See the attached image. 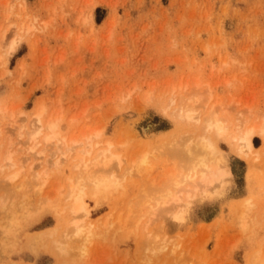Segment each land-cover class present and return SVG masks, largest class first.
Here are the masks:
<instances>
[{"label": "rangeland", "instance_id": "374dc122", "mask_svg": "<svg viewBox=\"0 0 264 264\" xmlns=\"http://www.w3.org/2000/svg\"><path fill=\"white\" fill-rule=\"evenodd\" d=\"M12 40L14 52L7 49ZM0 44V264H264V140L254 137L257 150L246 158L217 139L231 177L204 188L189 179L200 169L193 141L201 124L188 125L171 111L184 104L183 94L188 109L205 107L199 114L191 107L198 118L219 102L232 122L248 107L264 112V0H0ZM38 105L43 125L61 119L60 139L83 141V132L99 128L97 144L43 142L45 128L30 140ZM86 175H113L116 187L94 197ZM67 179L76 189L72 182L66 189ZM79 188L88 214L75 235L64 208ZM246 198L252 206L243 215ZM19 199L29 209L20 211ZM10 209L22 216L11 217ZM10 217L14 225L6 229ZM160 242L165 250L154 251Z\"/></svg>", "mask_w": 264, "mask_h": 264}, {"label": "bare ground", "instance_id": "6f19581e", "mask_svg": "<svg viewBox=\"0 0 264 264\" xmlns=\"http://www.w3.org/2000/svg\"><path fill=\"white\" fill-rule=\"evenodd\" d=\"M22 5H24V4H22ZM25 7H26V4H25ZM23 8V7H22ZM21 8V9H22ZM24 9V8H23ZM27 9V8H26ZM90 13V12H89ZM26 18V17H25ZM24 18V20L26 21V19ZM85 18V17H84ZM89 18V20H90V17H88ZM34 19L35 18H33V21H34ZM24 20L22 21V22H24ZM36 20V19H35ZM32 21V20H31ZM28 23H29V21H28ZM47 23V22H46ZM46 23H44V24H46ZM83 23V22H82ZM30 24V23H29ZM44 24H42L43 26L42 27H45V25ZM24 25V24H23ZM31 26V25H30ZM20 27H21V23H20ZM19 27V28H20ZM32 27V26H31ZM31 27H27L28 29L29 28H31ZM47 27V26H46ZM22 28V27H21ZM20 28V29H21ZM33 28V27H32ZM7 29V28H6ZM24 29V28H23ZM6 31H8V30H6ZM25 31H27L26 30V28H25V30H24V33H25ZM21 31L19 30V33H20ZM17 33V32H16ZM3 35V34H2ZM4 36V35H3ZM2 36V37H3ZM19 37H17V39H18ZM14 40H16V38H14ZM14 40H12V43H11V41H10V43L8 44L9 46L8 47H10V48H7V49H10V51H13L14 52V50H15V47H16V45H17V42L18 41H14ZM19 40V39H18ZM21 40H23V39H21ZM19 44V43H18ZM0 45H2V44H0ZM11 45V46H10ZM20 45V44H19ZM7 52H8V50H7ZM9 55V54H8ZM4 56H6V53L4 54ZM6 61V60H5ZM8 62V61H7ZM1 64V63H0ZM2 65V64H1ZM5 66V65H4ZM3 71V70H2ZM2 75H0V77H1ZM198 82H196L195 81V83H194V85H197V87H199V84H197ZM206 85V88L207 87H209V86H207V84H205ZM186 84L184 85V86H182V90H181V93H182V91L184 90V88L186 89ZM202 85H200V87H201ZM179 87L180 86H178V88L177 89H179ZM196 87V88H197ZM212 87V86H211ZM216 89V88H215ZM173 90H174V88L173 89H171V95H172V92H173ZM180 90V89H179ZM207 90H213L212 88L210 89H207ZM129 91V90H128ZM169 91V90H168ZM214 91V90H213ZM166 92H167V90H166ZM166 92L164 93V94H166ZM176 92V91H175ZM178 92V91H177ZM149 93V92H148ZM179 93V92H178ZM183 93H184V91H183ZM208 93V92H207ZM212 93L213 94H215L214 92H211V93H208V94H210V95H212ZM150 94H152V91H151V93H149V96H148V94L146 95L148 98L151 96ZM163 94V95H164ZM180 94V93H179ZM179 94H177L176 93V95L175 96H177V95H179ZM130 95H131V91H129V92H127V95L125 96V98H127V97H130ZM163 95H162V93H161V95L159 96V97H163ZM170 95V96H171ZM182 95L183 94H181V95H179V96H181V97H179L180 99H182V98H185V100L183 99V101H185L186 102V96L185 97H182ZM188 95V94H187ZM190 95V94H189ZM209 95V96H210ZM173 97H174V92H173V95H172ZM172 96L171 97H168L169 98V100L170 101H172L173 103H174V101H173V99L174 98H172ZM208 96V97H209ZM216 97V96H215ZM214 97V98H215ZM124 98V99H125ZM144 98H145V96H144ZM148 98H145V100L146 99H148ZM168 98H167V100H168ZM172 98V99H171ZM211 98V97H210ZM217 98H219L218 96H217ZM150 99V98H149ZM122 100V99H121ZM206 99H204V101H205ZM176 101H179V100H175V102ZM203 101V100H202ZM202 101H201V103H202ZM204 101H203V103H204ZM213 101H220V98H219V100L217 99H214ZM40 102V101H39ZM185 102H184V104H185ZM193 102H195V101H193ZM192 102V103H193ZM208 102V101H207ZM222 102V101H221ZM43 103V102H42ZM166 104H168L169 103V105H170V103L171 102H169L168 101V103H167V101L165 102ZM172 103V104H173ZM196 103V102H195ZM223 103V102H222ZM41 104V103H40ZM165 104V106H168V107H170L169 105H166ZM184 104H177L176 105V107L174 106V109H172L171 111H173V113L175 112V116H176V118L177 119H179V120H181V119H183L184 121H186V122H188L189 124L188 125H190V122H199L200 124H201V127H199L200 129H202V133L201 134H199L198 135V140H196V137H194V141L192 140L193 138H192V136H193V133L192 134H189L190 136H191V138H189V139H191L196 145L195 146H197L198 148H199V150H200V154H198L197 156L199 157L198 158V166L200 167V169H199V171L198 172H196L195 174H193L192 173V175L191 176H189V179H191V180H194L195 178L197 179V185H201V186H203L204 188H211L212 186H214L215 184L216 185H222L223 183H225L226 182V180L228 179V178H230L231 177V172H230V170H229V168H228V166H226V165H224L223 163H222V160L218 157V150H217V148H216V140L217 139H223V140H225L228 144H229V146H230V148L235 152V154L238 156V157H246V158H248V157H250L251 155H253V153H254V151H256L257 149L254 147V145H253V139H254V137H260L262 140H264V112L262 113V112H260V111H252L251 109H252V107L250 108V107H248L247 109H246V111L247 112H249V114H247V116L245 117V115L243 116V114H242V112H240V111H238L237 112V110H236V114H238V116H236L235 115V119H234V122H232L231 121V119H230V117L229 116H227L226 114H227V108L228 107H221L220 109L217 107V106H219L220 105V102L218 103V105H216L214 108H213V105L214 104H210V106L208 107V109L210 108V110H209V112L208 111H206V114H207V116L206 115H204V116H202L203 118H198L197 117V113H198V111L202 108V110H203V107L204 106H202L201 105V108H199V106L197 107V105H195V106H192L193 104H191V101H190V103H189V105L191 106V107H197V108H195L196 109V111H197V113H196V111H194V109L193 108H191V107H189V109L187 108V102H186V105H184ZM42 105V104H41ZM207 105V104H206ZM209 105V104H208ZM251 105V104H250ZM39 107H38V109H40V111L39 112H37L36 111V113H35V116H32V118H34L35 120L33 121V123H32V128H31V124H30V129H32V132H30L31 133V137H33V138H30V140L31 139H34L33 141L35 142V139L37 138V136H39L41 133H42V130L45 128V129H47V130H49V132H50V134L49 135H43L41 138H43V139H41L43 142L45 141V142H47V143H50L51 141L50 140H52V139H54V140H56V143H57V141H58V144H59V142H61L63 145H68V141H69V143H72V144H75V143H87L88 144V146L92 149V147L94 146V145H96L97 144V142L95 141V139L96 138H98V137H100V135H101V130L99 129V128H96V130H90V131H94L93 133H89V131H88V133L89 134H87V135H83L85 132H83V134L80 136V137H83V141L81 140V141H79V142H77L76 140H77V138H76V140H75V137L74 136H70V138H71V140L69 139L68 141L67 140H65V138L64 137H62L61 139L59 138V135H58V133L56 132V130H55V128H56V123H57V121H59V120H61V119H56V121H55V118L53 119L52 118V120H54L53 122H54V124H51V121H50V123H48L47 124V121L48 120H46V123L45 124H47L46 126H44L43 125V122H42V113H43V107L42 106H40V105H38ZM172 107H173V105H171ZM186 106V107H185ZM245 106V105H244ZM168 107H166V108H163L164 110L165 109H168ZM37 108V107H36ZM191 108V109H190ZM205 108V107H204ZM213 108V109H212ZM246 108V107H245ZM215 109H217V110H221V109H223V110H225V109H227V110H225L223 113H221L222 111H220V113L221 114H223V116L224 115H226L225 117H223L220 113H217V111L215 110ZM249 109V110H248ZM255 109V108H254ZM258 109V108H257ZM175 110V111H174ZM240 110V109H239ZM260 110V109H259ZM202 112V111H201ZM208 112V113H207ZM260 112V113H259ZM262 113V114H261ZM199 114V113H198ZM174 115H172V116H174ZM171 116V117H172ZM174 116V117H175ZM231 116V115H230ZM176 118H175V120H176ZM49 119H51V118H49ZM70 120V119H69ZM73 120V118L71 119V121ZM10 121H12V120H10ZM45 122V121H44ZM12 123H13V121H12ZM23 123V122H22ZM30 123V122H29ZM29 123H28V126H29ZM177 123V122H176ZM179 123V122H178ZM183 124V123H182ZM182 124H180V125H182ZM186 124V123H185ZM194 124V123H193ZM199 125V124H198ZM9 126V125H8ZM194 126V125H193ZM20 127H23L22 126V124H21V126ZM13 128V127H12ZM14 128H16L15 126H14ZM13 128V129H14ZM186 128H187V124H186ZM92 129V128H91ZM97 129H99V130H97ZM23 130H24V127H23ZM180 130V129H179ZM194 130V129H193ZM192 130V131H193ZM58 131V130H57ZM186 131H189L188 129L186 130ZM191 131V130H190ZM195 131H197V130H195ZM195 131H194V133H195ZM19 132V131H18ZM183 132V131H182ZM201 132V131H200ZM25 133H26V131H25ZM26 134H28V133H26ZM25 134V135H26ZM181 133H179V135H180ZM8 135H10V134H8ZM102 135H103V132H102ZM189 135H187V136H189ZM27 136V135H26ZM25 136V137H26ZM61 136V135H60ZM183 135H181L180 137H182ZM185 136H186V134L184 135V139H185ZM186 136V137H187ZM189 136V137H190ZM196 136V135H195ZM67 137H68V135H67ZM16 138H18V136L16 137ZM28 139H29V137H27ZM38 138H40V137H38ZM73 138V139H72ZM179 138V137H178ZM177 138V140H180V139H178ZM188 138V137H187ZM175 139V138H174ZM181 139H183V137L181 138ZM183 139V140H184ZM189 139H187V141L186 142H188V143H190L188 140ZM29 140V141H30ZM97 140V139H96ZM176 140V139H175ZM186 140V139H185ZM184 140V141H185ZM32 141V142H33ZM36 141H37V139H36ZM41 141V142H42ZM103 141V140H102ZM183 141V142H184ZM196 141V142H195ZM101 142V141H100ZM99 141H98V143H100ZM106 142L107 143H109L110 141H108V140H106ZM106 142H104L103 141V143H106ZM10 143V142H9ZM14 143V142H13ZM36 143H39V142H36ZM175 143V142H174ZM177 143H179V141L177 142ZM43 144V143H42ZM101 144V143H100ZM187 144V143H186ZM185 144V145H186ZM78 145V144H77ZM181 145V144H180ZM179 145V146H180ZM69 146H71L70 144H69ZM82 146V145H81ZM194 145H192V147H195ZM34 147H36L35 145H34ZM55 147H57V146H55ZM59 147V146H58ZM62 147V146H61ZM111 147V144L109 143L108 144V148H110ZM188 147V146H187ZM262 147V146H261ZM82 148V147H81ZM84 148V147H83ZM112 148H113V144H112ZM189 148V147H188ZM32 149H34L33 147L31 148V150ZM102 149V148H101ZM104 151H102V152H100L93 160H94V165L96 166V165H98V162H97V158L98 157H103L104 156V154H105V152L108 150L107 148H105V146H104ZM111 149V148H110ZM16 150V149H15ZM14 150V151H15ZM87 150V149H86ZM84 151V153L85 154H88L89 155V151ZM88 150H89V148H88ZM264 150V149H263ZM262 150V151H263ZM63 151V150H62ZM65 151V150H64ZM75 151V150H74ZM96 151V150H95ZM111 151V150H110ZM11 152V151H10ZM68 152V151H67ZM91 152V151H90ZM181 152V151H180ZM27 153V152H26ZM44 152L43 151H40L39 153L37 152V154H43ZM49 153V152H48ZM110 153V152H109ZM112 153V152H111ZM69 154V153H68ZM84 154V155H85ZM113 154V153H112ZM201 155V156H200ZM258 155V154H257ZM8 156V155H7ZM64 156V155H63ZM82 156V155H81ZM107 156H109V155H107ZM115 156H116V154H115ZM182 156V155H181ZM49 157V156H48ZM93 156H91L90 158H92ZM120 157H121V155H120ZM194 158H195V156H193ZM47 158V157H46ZM77 158V157H76ZM83 158H86V157H84L83 156ZM122 158V157H121ZM253 158V157H252ZM8 159H9V156H8ZM17 159V158H16ZM74 159V158H73ZM78 159V158H77ZM114 159L116 160V162L119 164L120 163V160L117 158V157H114ZM146 159H147V157H146ZM146 159H144V160H146ZM28 159L26 158L25 159V161H27ZM55 160V159H54ZM53 160V161H54ZM60 160V159H59ZM72 160V159H71ZM85 160V159H84ZM87 160V159H86ZM247 160V159H246ZM52 161V162H53ZM123 161V160H122ZM250 161V160H249ZM254 161V160H253ZM2 162V161H1ZM0 162V163H1ZM45 162V161H44ZM46 162H48V161H46ZM46 162H45V164H46ZM183 162V161H182ZM251 162V161H250ZM59 163H60V161H59ZM85 164H87V162H84ZM122 163V162H121ZM18 164V163H17ZM89 164V163H88ZM105 164V163H104ZM5 165V164H4ZM90 165V164H89ZM88 165V166H89ZM113 165V164H112ZM252 165V164H251ZM12 166H15V163H12ZM88 166H86L85 165V167H86V169H87V167ZM91 166V165H90ZM186 166H188V165H186ZM191 165H189V167H190ZM193 166H195V165H193ZM20 167V166H19ZM46 167V166H45ZM48 167V166H47ZM77 167V166H76ZM117 167V166H116ZM130 167V166H129ZM198 167V168H199ZM10 168V167H9ZM32 168V166H30V169ZM93 168V167H92ZM112 168V167H111ZM133 168H135V167H133ZM142 168V167H141ZM141 168H139V169H141ZM188 168V167H187ZM252 168H253V166H252ZM18 169H20V168H18ZM24 169V168H23ZM28 169V168H27ZM44 169V168H43ZM113 169V168H112ZM118 169V168H117ZM142 170V169H141ZM48 171V170H47ZM83 171H84V169H83ZM90 171V170H89ZM112 171V170H111ZM137 171H139V170H137ZM187 171V170H186ZM194 171V170H193ZM14 172V171H13ZM46 172V171H45ZM18 173H19V171L18 172H15L14 174H12L11 176H9L8 178H7V181H10L9 183H11L14 179H15V177L18 175ZM85 174L87 173L86 171L84 172ZM91 173V172H90ZM20 175V174H19ZM30 175V174H29ZM32 175V174H31ZM88 175H89V173H88ZM7 176V175H6ZM87 176V175H86ZM3 177H5V176H3ZM32 177H33V175H32ZM87 177H89V176H87ZM45 178V177H44ZM77 178V177H76ZM84 178V177H83ZM120 178V177H119ZM4 179V178H3ZM27 179H29V178H27ZM40 180L42 179L41 177L39 178ZM89 179H90V181H88V183H92V186H93V188H92V191L90 190V192H89V194H93V196L95 197V196H98V195H106V194H109L110 192H112L114 189H115V187H116V180H115V178H114V176L113 175H110V176H107V177H97V178H94V177H89ZM42 180H44V179H42ZM68 181H69V185H67L66 187V189H70V188H72V187H74L75 188V182H72V181H70L69 179H67ZM76 180H78V183L80 182L79 181V178H77V179H75V181ZM86 180V179H85ZM20 181V180H19ZM81 181H83V179H81ZM24 183V181H22L21 180V183ZM25 182H27L28 183V181L25 179ZM73 183V186H71L72 185V183ZM77 182V181H76ZM86 182H87V180H86ZM22 183V184H23ZM30 183V182H29ZM35 183V182H34ZM81 183V182H80ZM87 183V184H88ZM175 183V182H174ZM12 184V183H11ZM67 184V183H66ZM65 184V185H66ZM81 184H83V185H81ZM80 185L81 186H79V184H78V186L79 187H83V189L84 190H86L85 189V187H86V185L84 186V182H82ZM76 185H77V183H76ZM196 185V186H197ZM12 186V185H11ZM16 186V185H15ZM30 188H32V185L30 184ZM62 186V185H61ZM71 186V187H70ZM122 186V185H121ZM70 187V188H69ZM89 187V186H88ZM87 187V188H88ZM175 187H177L176 185H175ZM91 188V187H90ZM76 189V188H75ZM82 188H79V189H77V190H72L71 191V194H70V199H71V201H70V204H68L64 209L69 213V215H71V217H72V219L70 218L69 220H71V221H69V220H66L68 223V225H72V227H75V228H72V229H78L76 232H75V235H78L79 233H83L82 231H80V230H83V229H79V228H81V227H84L83 225H82V221L85 219V218H82V217H80V216H85V215H87L88 214V212H87V210H86V204H85V202L83 201V199H84V190H83ZM22 190V189H21ZM83 190V191H82ZM19 191V190H18ZM17 191V192H18ZM204 191H206V190H204ZM32 192V191H31ZM69 192V191H68ZM87 193H88V191H87ZM18 194V193H17ZM33 194V193H32ZM63 194V193H62ZM30 195H31V193H30ZM196 195V194H195ZM32 196V195H31ZM86 196V195H85ZM88 196V195H87ZM92 196V195H91ZM179 196V195H178ZM63 197H65V196H63ZM106 197V196H105ZM104 197V198H105ZM21 198V197H20ZM248 198V197H247ZM245 199L244 200V203L246 204V206H245V208H246V211H243L242 212V214L244 215V214H246V212H247V210H249V208L252 206V204L250 203V200L249 199ZM33 199V198H32ZM59 199H60V197H59ZM64 199V198H63ZM62 199V200H63ZM95 199V198H94ZM39 200V199H38ZM42 200V199H41ZM40 200V201H41ZM19 201H21V203L19 202ZM23 201V199L22 200H18V202H16V200H15V205H17L16 203H18V205H20V207H22V209H20V211L21 210H26L27 208L29 209V203H27V201H25L26 202V204L25 203H23L22 202ZM68 201V200H67ZM103 201V200H102ZM12 202V201H11ZM61 202V201H60ZM253 202V201H252ZM1 204V203H0ZM9 204H10V202H9ZM23 206H22V205ZM67 204V203H66ZM65 204V205H66ZM255 204V203H254ZM12 205H13V203H12ZM15 205H13V206H15ZM62 205V204H61ZM65 205H63V206H65ZM3 206H4V204H3ZM29 206V207H28ZM42 206H44V205H41V207ZM7 207V206H6ZM5 206H4V208H6ZM27 207V208H26ZM35 207V206H34ZM152 207V206H151ZM1 208V207H0ZM33 208V207H32ZM2 210H4V209H2ZM5 210H9V208L8 209H5ZM36 210V209H35ZM1 211V210H0ZM13 212H15L14 210H12ZM19 211V210H18ZM17 211V212H18ZM37 211H38V209H37ZM65 211V212H66ZM3 212V211H2ZM30 212H33V209L30 211ZM28 213L27 212V214H29V218L31 219V217H30V214L31 213ZM55 212V211H54ZM6 213V212H5ZM18 213H20V212H18ZM17 213V214H18ZM8 214H12V215H10L11 217H13V216H16L17 214H16V212H15V214H13V213H11V209H10V212H8ZM81 214V215H80ZM1 215V214H0ZM4 215V214H3ZM57 215V214H56ZM108 215H110V214H108ZM242 215V216H243ZM17 216H22V215H17ZM16 216V217H17ZM27 216L25 217V218H27ZM32 216V215H31ZM11 217H10V222H9V225L8 226H5V228L7 229L9 226H10V223H11V221H14V219L12 220L11 219ZM56 217V216H55ZM65 217H66V215H65ZM80 217V218H79ZM86 217V216H85ZM105 217V216H104ZM111 217V216H110ZM244 217V216H243ZM5 218H6V216H5ZM14 218V217H13ZM18 218H20V217H18ZM25 218H24V216H23V218H20V219H24L23 220V222L25 221ZM29 218H27V219H29ZM64 218V217H63ZM80 220H79V219ZM87 218V217H86ZM20 219H17V220H20ZM40 219V218H39ZM16 220V221H17ZM58 220V219H57ZM4 221H5V219H4ZM27 221V220H26ZM35 221H37V220H35ZM98 221H99V219H98ZM244 221V220H243ZM18 222V221H17ZM20 222H21V220H20ZM69 222H71L70 224H69ZM78 222H80V224L82 225L81 227H80V225L78 226ZM84 222V221H83ZM13 223H15V222H13ZM19 223V222H18ZM25 223V222H24ZM66 223V222H65ZM259 223H261V222H259ZM20 224V223H19ZM19 224H17V227H18V225ZM63 224V223H62ZM112 224V223H111ZM244 224V223H243ZM14 225V224H13ZM12 225V223H11V227L13 226ZM70 225V226H71ZM87 225V224H86ZM98 225H99V223H98ZM103 225V224H102ZM105 225V224H104ZM15 226H16V223H15ZM56 226V225H55ZM63 226V225H62ZM70 226H67V227H70ZM79 227V228H76V227ZM97 226V225H96ZM100 226V225H99ZM107 226V225H106ZM110 226V225H109ZM260 226V225H259ZM2 227H3V225H2ZM11 227H10V229H11ZM28 227V226H27ZM54 227V226H53ZM63 227H65V226H63ZM105 227V226H104ZM59 228H60V226H59ZM100 228V227H99ZM134 228V227H133ZM14 229H15V227H14ZM63 229V228H62ZM109 229V228H108ZM259 229V228H258ZM9 230V229H8ZM49 230H51V229H49ZM85 230V229H84ZM88 230V229H87ZM6 231V230H5ZM14 231V230H13ZM62 231V230H61ZM4 232V231H3ZM65 232V231H64ZM69 232H72V230H69ZM255 232H257V231H255ZM254 232V233H255ZM6 233V232H5ZM10 233H11V230H10ZM13 233V232H12ZM41 233H42V231H41ZM56 233V232H55ZM89 233H91V232H89ZM4 234V233H3ZM6 234H8V233H6ZM5 234V235H6ZM74 234V233H73ZM73 234H70V235H73ZM88 234V233H87ZM91 234H93V233H91ZM1 235H2V233H1ZM9 235H12V234H9ZM9 235H7V236H9ZM14 235V234H13ZM119 235V234H118ZM42 236V235H41ZM45 236V235H44ZM83 236V235H82ZM87 236V235H86ZM48 237V236H47ZM88 237V236H87ZM92 237V236H91ZM123 237V236H122ZM155 237V236H154ZM0 238H2V237H0ZM75 238V237H74ZM73 238V239H74ZM90 238V237H89ZM119 238H121V237H119ZM118 238V239H119ZM157 238H158V236H157ZM5 240V238H2V240ZM32 239V238H31ZM45 239V238H44ZM122 239V238H121ZM120 239V240H121ZM1 240V239H0ZM42 241H43V239H42ZM42 241H41V243H42ZM47 241V240H46ZM67 241H68V233H65V235H64V244H66L67 243ZM71 241V240H70ZM165 241V240H164ZM48 244V243H47ZM61 244V245H60ZM5 245V244H4ZM40 245H42V244H40ZM45 246V245H44ZM46 247V246H45ZM155 248V249H154ZM165 248H166V243H163V242H160V243H157L152 249H154V251H157V252H161V251H163V250H165ZM169 248V247H168ZM58 249L61 251V252H65V248L64 247H62V243H59V246H58ZM258 250V249H257ZM82 251H84L83 249H82ZM82 251H80V252H82ZM66 254V253H65ZM82 254V253H81ZM78 255H80V254H78ZM147 257V256H146ZM148 258V257H147ZM149 260V259H148ZM253 260H251V262H252Z\"/></svg>", "mask_w": 264, "mask_h": 264}]
</instances>
